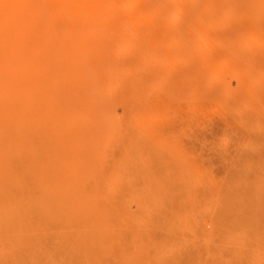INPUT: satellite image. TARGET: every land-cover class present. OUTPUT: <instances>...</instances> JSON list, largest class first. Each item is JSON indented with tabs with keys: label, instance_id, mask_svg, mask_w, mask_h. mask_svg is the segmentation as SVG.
Returning <instances> with one entry per match:
<instances>
[{
	"label": "rangeland",
	"instance_id": "obj_1",
	"mask_svg": "<svg viewBox=\"0 0 264 264\" xmlns=\"http://www.w3.org/2000/svg\"><path fill=\"white\" fill-rule=\"evenodd\" d=\"M127 23L85 34L71 21V35L42 47L38 62L53 76L51 91L31 85L35 99L49 98L59 115L50 128L44 121L33 153L0 156V198L32 205L24 223L6 225L11 237L1 234L14 254L6 251L0 264H264V123L253 125L264 114L246 102L248 91L258 96L264 85L255 80L258 68L242 60L249 54L259 62L264 42L254 51L231 48L252 38L253 22L159 18L151 29L149 19ZM28 24L27 36L40 45L36 23ZM120 36L124 46L134 43L116 59L96 46ZM88 43L92 51L80 61ZM56 44L52 56L47 50ZM32 107L41 113L37 101Z\"/></svg>",
	"mask_w": 264,
	"mask_h": 264
},
{
	"label": "bare ground",
	"instance_id": "obj_2",
	"mask_svg": "<svg viewBox=\"0 0 264 264\" xmlns=\"http://www.w3.org/2000/svg\"><path fill=\"white\" fill-rule=\"evenodd\" d=\"M5 1L6 0H0V156L4 153L9 154L13 152V149H22L28 153H33L35 147L33 146L32 140L36 134L40 133L41 129H43L42 124L44 121L48 122V128H50L52 121H54L55 117L59 115L57 109L52 107L49 98L47 102L40 100L39 98L38 100L35 99V92L32 85H38L44 90L46 95H49L51 91L50 83L53 81V76L50 73L48 74L45 69H42L38 62L42 54V47L44 45L50 46L51 43L56 42L64 34L71 35L73 30L71 27V21L80 23V27L83 28V33L91 34L97 32V28L104 33L109 30L115 32L117 31L115 26H118V23L120 25V22L124 19L127 20V25L130 24V22L139 23L144 19H149L150 24L148 26L150 29L159 18L166 19L167 21L179 19L181 17L201 18V20L205 19L212 24H226L229 19L232 18H237L238 20L249 19L253 22V24H250L248 27L253 31L252 38L249 40H241V38L239 41L235 40L236 42L231 48L235 51H254L262 42H264V25L261 28H258V30L254 28L255 22H258L259 20L264 21V0H35L37 3L36 5L32 4L29 0H15L14 2H10L11 4L9 5H5ZM121 6L126 9H133V11L123 13L119 10ZM163 6H169V9L166 12H163L161 10ZM198 6L209 7L210 9L208 11H192V9H195ZM20 11L26 16L23 20L25 24L18 19ZM32 21L34 24L36 23L38 27L40 45L31 41L27 36L31 30L28 22L31 24ZM125 30H127L126 25L119 29L121 33H124ZM198 35L200 34L198 33ZM238 35L240 34L238 33ZM77 36L79 35L77 34ZM125 42V39L121 36L118 38L117 42L105 38L104 41H99L96 46L97 48H104L106 52L113 51V58L116 59V57L122 52H129L133 48V41L124 46L126 44ZM203 42H200L202 48ZM92 48V44H86L82 56L79 55V60L81 61L87 53H90ZM152 48L157 52H165L164 48H159L157 46H152ZM59 49L60 48L56 44L54 48H48L47 51H49V54L52 53V56H57ZM107 54L110 56V53H106V55ZM106 55L104 54L103 56L106 58ZM242 60L246 65L258 68L254 73L255 80L258 81L261 79L264 85V56L259 62H256L257 60L255 61V59H252L249 54H246ZM223 65H227V62H220L214 69L215 73H219L218 68ZM238 67V65H235L236 69L234 78L240 80L242 79V74L238 70ZM200 68H202V66ZM147 70H149V67ZM108 74L109 73L107 72V75ZM120 74L121 73H119V76L122 75ZM190 75H192V73ZM218 82L220 81L218 80ZM97 85H99V83ZM242 90L245 91L243 88ZM250 90H252V88H250ZM97 91L100 92L98 89ZM97 98H100V94ZM259 100L260 103H257ZM35 101L40 104L42 110L39 115H35L33 112L34 108L32 106ZM246 102H250V104L253 105L255 112L264 114V91L258 96L253 92L252 95H250L248 91ZM107 103L109 105L110 102ZM110 104L112 105L113 103ZM44 105H46V107H42ZM110 120L111 119L109 118V125L111 123ZM263 123L264 120H257L254 121L253 125L256 128H259L260 126H263ZM53 128H56V126H53ZM27 149H31L32 151H27ZM54 160L59 161L63 167H69V163L60 157H56ZM71 170L73 175H75L74 173L76 170L73 168ZM1 193L2 192L0 191V196ZM23 197L25 198L26 195L24 194ZM28 210H32V205L26 204L22 201L11 202L3 197L0 198V236H2L1 234L5 235L6 233H9L8 236L11 237L13 230L11 227H6V225L13 222L14 218L24 223ZM71 242L74 243L73 239ZM11 247L12 245L9 244L6 250L0 243V258L7 255L6 251L10 254H14L10 249ZM9 264L17 263L11 262Z\"/></svg>",
	"mask_w": 264,
	"mask_h": 264
}]
</instances>
